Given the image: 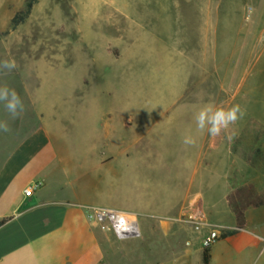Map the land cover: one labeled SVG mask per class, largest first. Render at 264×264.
<instances>
[{"label": "rangeland", "instance_id": "rangeland-1", "mask_svg": "<svg viewBox=\"0 0 264 264\" xmlns=\"http://www.w3.org/2000/svg\"><path fill=\"white\" fill-rule=\"evenodd\" d=\"M246 2L37 0L12 29L25 0H0V59L17 63L0 86L24 103L15 120L0 104L11 128L0 131V172L47 130L56 153L48 173L69 175L52 177L48 192L62 182L60 196L76 186L85 201L126 208L186 193L213 147L231 146L235 161V149L264 145V17L249 20ZM209 101L245 115L219 135L199 133L194 115ZM187 134L194 145L182 142ZM211 156L218 165L220 153ZM87 170L103 176L96 190L80 186Z\"/></svg>", "mask_w": 264, "mask_h": 264}, {"label": "crops", "instance_id": "crops-1", "mask_svg": "<svg viewBox=\"0 0 264 264\" xmlns=\"http://www.w3.org/2000/svg\"><path fill=\"white\" fill-rule=\"evenodd\" d=\"M247 1L249 20L264 17V0ZM222 4L218 21L224 20ZM34 133V146L18 151L1 168L0 221H7L0 226V264H204L205 250L209 264H264V145L235 149V161L231 146L213 147L221 155L218 165L210 152L204 177H197L194 168L186 193L118 208L136 217L142 232L140 238L118 244L126 240L93 225L84 208L106 205L81 199L76 186L74 197L60 196L62 182L56 193L48 192L52 177L57 181L61 173L69 175L66 170L48 173L56 156L50 133ZM81 174L80 186L95 190L103 177L92 170ZM33 181L43 184L26 197L24 189ZM234 203L246 205L242 225ZM193 214L203 217L199 229L187 220ZM210 235L217 240L205 248Z\"/></svg>", "mask_w": 264, "mask_h": 264}, {"label": "clouds", "instance_id": "clouds-1", "mask_svg": "<svg viewBox=\"0 0 264 264\" xmlns=\"http://www.w3.org/2000/svg\"><path fill=\"white\" fill-rule=\"evenodd\" d=\"M17 63L14 58L0 59V72H11L16 69ZM0 104H3L11 120L19 118L24 112V103L14 88L7 84L0 86ZM245 115V110L239 104L231 106H217L214 102L205 103L194 115L196 131L203 133L207 130L209 135L216 136L222 131L229 129ZM0 131L10 132L8 120H0ZM185 145L191 146L196 138L187 134L182 138Z\"/></svg>", "mask_w": 264, "mask_h": 264}, {"label": "built area", "instance_id": "built-area-1", "mask_svg": "<svg viewBox=\"0 0 264 264\" xmlns=\"http://www.w3.org/2000/svg\"><path fill=\"white\" fill-rule=\"evenodd\" d=\"M41 181L31 182L25 189L24 194L30 197L42 186ZM89 221L102 231L111 232L118 240L138 239L142 236L138 219L127 212L110 206H84ZM193 223L196 229L204 225L203 217L191 215L187 219ZM217 240L216 235H210L204 240L205 248H209Z\"/></svg>", "mask_w": 264, "mask_h": 264}, {"label": "trees", "instance_id": "trees-1", "mask_svg": "<svg viewBox=\"0 0 264 264\" xmlns=\"http://www.w3.org/2000/svg\"><path fill=\"white\" fill-rule=\"evenodd\" d=\"M37 3V0H25V8L20 11L19 13H17L11 20V28L15 29L17 26H19L20 24L24 23L26 21V19L28 18V16L31 14L32 9L34 7V5ZM246 205L244 203H241V205L239 204H233V207L235 208L236 212H237V216H238V220H239V224L242 225L243 224V208ZM7 221V219H3L0 221V226H2L5 222ZM203 263L204 264H209V254L208 251L205 250L204 255H203Z\"/></svg>", "mask_w": 264, "mask_h": 264}]
</instances>
